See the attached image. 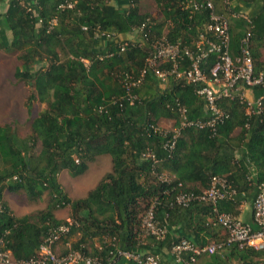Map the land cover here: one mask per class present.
<instances>
[{"label":"trees","instance_id":"1","mask_svg":"<svg viewBox=\"0 0 264 264\" xmlns=\"http://www.w3.org/2000/svg\"><path fill=\"white\" fill-rule=\"evenodd\" d=\"M154 1L161 15L158 22L140 11L139 0H0V48L18 53L19 66L14 76L30 85L28 102L37 100L43 104L25 138L19 139L8 124L0 125V237L2 247L14 258H29L35 253L48 230L64 221L54 212L65 206L69 207V217L78 224L71 230L77 235L72 245L86 254L105 255L112 241L124 249L170 248L171 241L182 236L172 238L168 232L163 240H156L142 235V215L155 198L160 201L157 216L162 220L168 212L169 229L182 222L195 239L183 236L199 244L205 243L199 238L202 230L219 240L225 234L220 226L213 225L214 213L209 204L169 207L177 189L169 194L163 191L178 181L182 190L199 191L208 185L211 175L226 174L239 192L251 193L253 185L239 179L251 167L254 180L264 182V110L252 117L249 128H245L244 105L237 101L220 102L230 115L215 135L196 128L182 131L171 155L154 168L172 175V183L159 181L151 162L141 158L147 145L157 156L166 155L160 146L161 136L148 135L147 127L162 120L176 122V102L185 106L189 118L205 114L192 85L173 78L159 88L155 80L146 76L135 89L141 95L139 101L128 104L121 98L123 78L138 75L147 52L144 47L129 44L118 53L119 42L129 38L115 41L107 34L128 36L148 19L156 35L165 30L170 40L189 42L207 19L206 12L189 17L188 10L180 6L181 0ZM212 1L216 7L217 0ZM239 1L231 0L233 9H248L252 17L254 69L264 71V0H241L243 6ZM69 2L73 3L71 7L67 6ZM246 25L242 19L232 20L233 54ZM109 52L113 54L106 56ZM232 139L240 142L239 157L233 152L236 149ZM36 145L39 151L32 153ZM101 154L110 156L111 170L85 196L68 197L57 180L59 171L66 169L73 177L80 175ZM4 191H22L31 200L46 193L48 201L45 209L36 214L15 216L2 199ZM240 199L241 196L236 201H220L219 211L237 215ZM215 228L222 231L221 236L215 235ZM95 239L100 241L101 249L93 243ZM202 256L207 257L205 264H259L264 250L231 246L198 258ZM115 264L135 263L120 258Z\"/></svg>","mask_w":264,"mask_h":264},{"label":"built area","instance_id":"2","mask_svg":"<svg viewBox=\"0 0 264 264\" xmlns=\"http://www.w3.org/2000/svg\"><path fill=\"white\" fill-rule=\"evenodd\" d=\"M223 1L226 13L217 11L212 0L180 1L181 8L188 10L189 17L196 12L207 13V19L189 42L180 38L172 41L165 30L156 35L151 30L153 23L148 19L133 28V37L129 38V41L119 42L118 53L123 52L129 44L144 47L147 52L138 75L135 77L126 75L123 78L124 93L121 98L128 104L140 100L141 95L135 89L143 84L146 76L155 80L159 88L166 86L170 78L192 85L194 94L203 102L205 112L203 117L189 118L185 106L176 102L179 117L170 128H163L158 123H150L147 127L148 135L161 136L160 146L166 155L157 156L153 147L147 145L140 156L151 162L156 178L167 184L173 182V176L165 171H156L155 166L171 155L183 130L196 128L215 135L218 126L230 115L228 110L220 106L222 100L237 101L244 105L245 128H249L252 117L261 115L264 110V71H255L251 51L252 17L246 9L234 10V3L231 0ZM72 5V2L67 4L68 7ZM233 19H242L247 24L236 54H233L231 49ZM110 35L107 34L106 37L114 39V36ZM112 54L113 52H109L106 56ZM248 90L258 93L249 98ZM253 169L251 167L246 175L248 184L253 185L254 190L251 201L252 223L244 221L232 212L219 211L220 201H236L239 196L245 195V192L238 191L226 174L211 175L208 185L199 191L180 189L182 186L180 181L163 191L169 194L170 191L177 189L168 202L169 207L178 205L186 208L194 202L209 204L214 213L213 225L220 226L225 234L224 238L204 244L185 236L176 241L172 240L169 252L173 264H195L199 256L221 252L231 246L264 250V182L254 180ZM159 204L160 201L155 198L144 211L141 220L142 235L163 240L169 232V225L166 222L168 212H165L161 220L156 212ZM77 225V221L69 217L51 227L35 253L29 258H14L8 249L2 247L0 237V264H115L120 258L135 264H161L158 254L150 249H124L115 245L113 241L112 248L108 249L105 255L86 254L82 249L74 248L72 245L71 230ZM96 246L102 248L101 245Z\"/></svg>","mask_w":264,"mask_h":264},{"label":"rangeland","instance_id":"3","mask_svg":"<svg viewBox=\"0 0 264 264\" xmlns=\"http://www.w3.org/2000/svg\"><path fill=\"white\" fill-rule=\"evenodd\" d=\"M234 2L237 3L236 1ZM240 2L241 0L238 3L243 6V2ZM215 3L217 9L223 11L224 13L226 12L223 0H217ZM139 8L141 12H147L151 16L155 17V21L158 22L161 15L154 0H139ZM113 36L115 40L123 37L132 38L129 35ZM261 53L264 56V47L261 49ZM18 66V53L16 51L4 50L0 48V125L8 124L16 131L17 137L22 139L29 134L31 120L41 110L43 104L37 100L28 102L31 87L29 84L15 78L14 72ZM173 122L174 121L171 119L166 121L162 120L159 122V125L163 128H170L173 125ZM231 143L236 149L233 151L235 157H239L241 149H238L237 145L240 144V142H238L237 139H232ZM38 151L39 145H36L31 149L32 153H37ZM111 167L112 163L110 156L107 154H101L88 163V167L84 173L73 177L66 169H63L57 174V180L68 197L71 199L80 198L85 196L88 190L93 188L98 180L106 172L111 170ZM232 168L234 169V167ZM239 179L241 181L247 180L246 176L243 175H241ZM245 193L248 194L249 192L246 191ZM2 199L8 205L11 213L15 216H21L23 214H36L38 211L45 209L48 201L46 193L38 199L31 200L22 191H4ZM246 203L242 202V206H240V208H244V206L247 205ZM238 212H240L239 208ZM54 214L57 218L65 220L66 218H69V207H60L54 212ZM214 233L217 237L222 235L221 231L217 228L214 229ZM146 237H143L142 240L145 241ZM76 238V234L71 235V241H74ZM147 240L151 241L150 239ZM93 243L96 245L99 244L100 241L95 239ZM206 258V256L198 258L195 264H205ZM259 264H264V256L261 257Z\"/></svg>","mask_w":264,"mask_h":264},{"label":"crops","instance_id":"4","mask_svg":"<svg viewBox=\"0 0 264 264\" xmlns=\"http://www.w3.org/2000/svg\"><path fill=\"white\" fill-rule=\"evenodd\" d=\"M129 36L133 37V34H129ZM256 93H258V92L257 91L253 92L251 90H248L247 96H249V98H251V97H254L256 95ZM253 194H254V190L250 194L245 193L244 196H241L242 202H244V203L247 202L246 203L247 205H245L244 208H240V206H242V204H240L239 205L240 212H238V214H237L244 221H247L250 223H252L251 201H252ZM194 213L198 216H203V214L201 212L194 211ZM169 232H170L172 238L177 237V236L188 235V236H191L193 239H195L193 234H191V232L184 227V224L182 222L171 227L169 229ZM221 233H222V231H221ZM199 238H200V240H202L205 243L214 239L213 235L210 233H207L205 230H202L199 233ZM152 250L158 254L161 264H173V258L169 252L168 247L163 246L161 248H152Z\"/></svg>","mask_w":264,"mask_h":264}]
</instances>
